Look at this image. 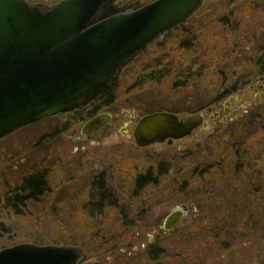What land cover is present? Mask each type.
Returning <instances> with one entry per match:
<instances>
[{
	"label": "rangeland",
	"instance_id": "374dc122",
	"mask_svg": "<svg viewBox=\"0 0 264 264\" xmlns=\"http://www.w3.org/2000/svg\"><path fill=\"white\" fill-rule=\"evenodd\" d=\"M134 1L139 7L152 0ZM215 3L209 25L201 18L184 23L183 30L196 33V49L178 56L174 49L152 46L146 54L149 68L131 64L124 70L113 104L106 107L113 115L109 125L76 141L72 129L82 127L86 120L78 117L88 106L0 139V197L28 174L47 177L37 201L16 209L1 206L0 249L20 242L77 245L84 261L106 264H264V97L247 89L264 72L253 64L258 59L264 64L263 5L205 0L204 6ZM162 52L170 53L174 71L193 73L183 79L186 85L174 87L171 76L141 84L138 73L156 69ZM238 90L244 96L236 106L244 108L233 117L225 119L223 111L213 120L207 117L209 129L199 128L172 145L136 144L133 130L143 115L194 113L209 105L222 110L223 101ZM150 169L158 183L138 189L136 178ZM100 177L113 193L97 209L90 191ZM181 203L190 212L165 231L166 216Z\"/></svg>",
	"mask_w": 264,
	"mask_h": 264
},
{
	"label": "water",
	"instance_id": "95a60500",
	"mask_svg": "<svg viewBox=\"0 0 264 264\" xmlns=\"http://www.w3.org/2000/svg\"><path fill=\"white\" fill-rule=\"evenodd\" d=\"M110 1L60 0L49 5L0 0V139L40 119L88 105L113 87L137 52L205 4V0H152L97 20ZM258 79L264 80V75ZM257 88L264 84L247 86ZM243 96L241 90L228 96L222 110L209 105L194 113H147L134 127V140L140 147L172 145L199 128L209 129L207 117L213 120L223 111L229 119L242 111L243 105H235ZM263 97L262 91L259 98ZM112 119L109 111L97 113L83 123L81 134L96 132ZM189 212L187 203L176 206L166 216L164 230H172ZM83 258L84 249L77 245L20 242L0 249V264H106Z\"/></svg>",
	"mask_w": 264,
	"mask_h": 264
},
{
	"label": "trees",
	"instance_id": "16d2710c",
	"mask_svg": "<svg viewBox=\"0 0 264 264\" xmlns=\"http://www.w3.org/2000/svg\"><path fill=\"white\" fill-rule=\"evenodd\" d=\"M116 0H111L110 2H108L106 4V6L100 11L97 20H101L103 18H106L108 16L114 15L116 13L122 12V11H126L127 9H130L131 7H133L137 4H135L134 0H119V2H115ZM258 2H260V4H262V8L260 5H258V8H261L259 10V14H261L262 17H260L259 19H264V0H256ZM226 4H228L226 2ZM215 5H219V3H215L213 5H209V7L206 8V6H204L200 11H198L195 15H193L190 19H196V18H201L203 24L209 25L210 24V9H213ZM228 7V6H227ZM134 8V7H133ZM232 12V11H231ZM230 13V11H229ZM222 18V21H225V16L220 17ZM190 19H188L187 21H189ZM226 23V22H224ZM238 25L234 24L231 25L232 30H236ZM184 24L180 25L177 29L178 30H183ZM204 28L200 27L199 30H203ZM177 37V36H175ZM178 38V37H177ZM175 46V45H173ZM168 49V48H167ZM176 50V49H175ZM191 52L192 49L190 47H185L183 46L182 49H177L176 53L178 54V56H182L184 55L186 52ZM252 58H255L254 56H252ZM169 61H171V57L168 55H165L162 59H161V64H167ZM262 63L261 59H258L257 62H253L254 65H257L259 67L260 70H262V68H264V64H262L260 66V64ZM160 66V65H158ZM157 68H161V67H156V70H152V72H150L149 74L145 75L142 72L138 73V79L141 82V84H144V81H146L147 79H156V80H162V78H166L169 76L174 77L175 79V86H184L186 85L185 81H183V79H185V77H191L193 75V73H189L188 75H185V73L181 74L178 73L177 70H173V68H167L165 70H159ZM258 69V70H259ZM172 79V78H171ZM140 84V83H139ZM114 89H116V84L115 87L111 88L110 90H108L107 92L103 93L102 95H100L98 98H96V100H94V102L92 103V105H90V109H93V112L95 113L97 111V109L100 106L103 107H107L110 106L111 104H113V95H114ZM103 98H106V100L103 102L101 101ZM96 108V109H95ZM83 115H79L78 120H85L86 118H88L90 115L89 113H82ZM162 170V169H161ZM159 172H161L159 170ZM202 175L201 176H205V172L201 171ZM164 174H167V172H164ZM136 182V186L138 189H144L146 186L148 185H155L156 183H158V181L153 177L151 169L149 170V172L146 175L143 176H139L136 178L135 180ZM106 180L104 179V177H100L97 181L96 186L93 187V189H91V201H93L94 205L97 207V209H99L100 207H102L104 201H111L110 196L112 195L113 191L108 187V185L106 184ZM46 185H47V177L46 174L43 172H35L32 174H28L26 176H24L22 178V180L20 181V184L16 186V188L9 192L6 193L4 195V197H0V208L3 207H8V208H17V206L19 205H24L27 204L29 201H37L40 196L44 193L45 189H46ZM114 203V202H111ZM127 225H130V223L126 222ZM4 226L0 221V230H4L3 229Z\"/></svg>",
	"mask_w": 264,
	"mask_h": 264
},
{
	"label": "flooded vegetation",
	"instance_id": "af4514ba",
	"mask_svg": "<svg viewBox=\"0 0 264 264\" xmlns=\"http://www.w3.org/2000/svg\"><path fill=\"white\" fill-rule=\"evenodd\" d=\"M137 8V7H136ZM135 9V8H134ZM190 19V18H189ZM187 21H185V22H183V23H181L180 25H182V24H184V23H186ZM179 25V26H180ZM179 26H177L176 28H174L173 30H171V31H168V32H166L165 34H163L162 36H160L159 38H157L152 44H150V45H148L146 48H144V49H142L141 51H139V52H137V54L135 55V57L129 62V63H127L122 69H121V71L119 72V76L117 77V79L115 80V83H114V85L117 83V81L121 78V76H122V74H123V72H124V70L128 67V66H130L131 64H134V65H144L145 67H147V68H149L147 65H146V61H147V59H148V57L146 56V54H148L149 52H148V48H152V46H156V49L158 48V49H162V50H165V51H167V48H170V49H182L183 48V46H185V47H190L191 49H196V41H197V37H196V33L193 31V30H178L177 28L179 27ZM177 35V39H176V37L174 36V35ZM173 45H175V46H173ZM169 49V50H170ZM159 51V50H158ZM157 51V53H159ZM154 53H155V51H154ZM168 53V52H167ZM165 55H170V53H168V54H166L165 52H162L161 53V55L159 56V57H157L158 58V62H157V67H161V68H157V69H159V70H165V69H167V68H173V66H170L171 64H173V59H172V57H171V61H169L167 64H161V59L165 56ZM174 58V57H173ZM158 65H160V66H158ZM264 68H262V70H263ZM156 70V69H155ZM261 75H264V72H261L260 73V75H258L257 77H259V76H261ZM257 82L260 84V83H262V84H264V80H259L258 78H257ZM114 85H113V87H114ZM256 85V84H255ZM112 87V88H113ZM264 90V88H257V90L256 91H259V93L260 92H262ZM96 100V99H95ZM94 101H92L91 103H89L88 105H86V106H82V107H80V108H78V109H75V110H73V111H70V112H64V113H60V114H57V115H62V114H70V113H72V112H76V111H78V110H83V109H86V107H88V106H90V105H92V103H93ZM235 107H238V105L236 106L235 105ZM96 109V108H95ZM229 110H231V108L229 109ZM102 111H108V109L105 107ZM101 111V112H102ZM89 117L88 118H90V117H92L93 115H95V114H97V113H100V112H95V113H93V109L91 108L90 110H89ZM224 113V112H223ZM221 115V114H220ZM56 116V115H55ZM88 118H86L85 120H87ZM85 120H81L80 122H83V121H85ZM112 121H113V119H112ZM110 124V123H109ZM109 124H107V125H109ZM107 125H105V126H107ZM105 126H103L102 128H104ZM102 128H100L99 130H101ZM99 130H97V131H99ZM96 131V132H97ZM72 132L74 133V134H78V135H76V141H79V140H81L82 139V134H81V128L79 127V126H77V127H75V128H73L72 129ZM93 133H95V132H93ZM93 133H91V134H93ZM91 134H88L87 136H89V135H91ZM85 135H83V137H84Z\"/></svg>",
	"mask_w": 264,
	"mask_h": 264
}]
</instances>
